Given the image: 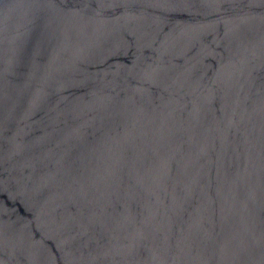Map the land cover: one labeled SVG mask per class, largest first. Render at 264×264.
<instances>
[{"label": "water", "instance_id": "water-1", "mask_svg": "<svg viewBox=\"0 0 264 264\" xmlns=\"http://www.w3.org/2000/svg\"><path fill=\"white\" fill-rule=\"evenodd\" d=\"M0 264H264V0H0Z\"/></svg>", "mask_w": 264, "mask_h": 264}]
</instances>
